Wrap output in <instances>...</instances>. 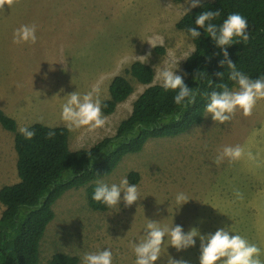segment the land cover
<instances>
[{
    "label": "rangeland",
    "instance_id": "374dc122",
    "mask_svg": "<svg viewBox=\"0 0 264 264\" xmlns=\"http://www.w3.org/2000/svg\"><path fill=\"white\" fill-rule=\"evenodd\" d=\"M207 1L214 0H200V4ZM186 7L185 2L175 0H0V34L5 25H40L36 26V43L0 45V73L11 69L25 77H53L56 92L34 105L39 110L34 121L65 125L60 116L62 95L74 91L82 95L101 86L99 95L104 101L110 96L112 80L135 62L154 69L179 61L177 74L183 76L184 63L194 52L189 47L193 42L177 28ZM65 25L76 28L75 41L66 48H51L54 42L45 38L55 37L53 31L63 29L56 27ZM156 36L161 39H154ZM146 54L147 62L137 58ZM51 55L54 58L49 59ZM22 58L32 62H21ZM127 78L134 93L114 114H103L105 126L91 132L69 129L72 150L89 149L116 135L119 124L131 115L134 102L148 88L131 75ZM153 84L160 83L155 78ZM59 89H63L61 95ZM0 128L13 135L1 124ZM227 145H241L245 155L238 161L217 164L218 152ZM249 151L254 160L248 159ZM133 172L140 175L139 200L128 207L121 203L118 212L92 210L85 188L63 196L54 206L56 217L40 245L41 263L48 264L57 253L80 258L85 252L109 248L113 264H135L133 244L142 239L147 219L159 222L162 228L181 225L185 232L196 227L201 234L232 225L234 232L261 248L264 259V99L257 101L247 117L236 112L223 125L205 117L201 125L183 135L149 140L142 152L127 155L113 174L99 182L118 184L124 176L129 180ZM18 180L14 171L0 177V187ZM237 190L242 199L236 198ZM178 192L185 193L189 201L177 213L174 198ZM2 213L0 206V217ZM169 255L199 264V240L195 247L179 253L163 243L156 264H167Z\"/></svg>",
    "mask_w": 264,
    "mask_h": 264
},
{
    "label": "trees",
    "instance_id": "16d2710c",
    "mask_svg": "<svg viewBox=\"0 0 264 264\" xmlns=\"http://www.w3.org/2000/svg\"><path fill=\"white\" fill-rule=\"evenodd\" d=\"M217 9L221 15L216 23L231 13L241 14L248 22L249 40L228 48L229 59L252 79L264 76V0L207 1L185 14L177 28L186 34L188 27L195 26L199 13ZM192 42L195 50L184 63L183 77L190 89L199 90L196 102L178 108L173 102L174 92H165L160 84H153L154 69L135 62L124 75L112 80L110 96L102 101V114H114L134 93L127 75L148 88L134 102L131 115L119 124L116 135L104 138L89 149L72 150L70 130L65 126L36 123L30 126L35 135L25 139L18 131L17 121L0 109V124L14 134L19 177L17 183L0 189V204L4 206L0 217V264H42L40 245L56 217L54 206L63 196L85 188L92 210L109 211L92 199L97 182L113 174L127 155L142 152L149 140L178 137L205 121L208 94L219 91L220 83H227L230 88L233 85L227 78V66H220L223 59L220 50L203 30L201 37ZM222 72L224 77L220 80L216 74ZM49 130L55 132L51 138L47 136ZM129 180L137 185L139 173H131ZM48 264H80V258L57 253Z\"/></svg>",
    "mask_w": 264,
    "mask_h": 264
},
{
    "label": "clouds",
    "instance_id": "9594fccd",
    "mask_svg": "<svg viewBox=\"0 0 264 264\" xmlns=\"http://www.w3.org/2000/svg\"><path fill=\"white\" fill-rule=\"evenodd\" d=\"M184 2L188 5L184 8L185 14L200 7V0H184ZM220 15L218 9L202 11L195 18V26L187 28L186 37L188 41H195L201 37V30H203L204 35L206 34L211 39L214 47L219 49L223 56L220 66L223 68L225 65L227 66V78L233 86L230 88L227 83H220V90H214L208 94V102L204 107V111L207 113L206 118L210 117L214 124L223 125L230 121L236 112H240L245 117L251 115L257 101L264 99V76L252 79L229 59L228 48L233 44H243L249 40L246 18L239 13H231L220 23H216L215 21ZM36 31L35 24L21 25L13 31L12 43L34 44L37 41ZM154 39L161 38L156 36ZM149 45L154 48L153 45ZM189 47L193 51L195 50L194 44L190 43ZM148 55L136 57L147 62ZM178 62L171 61L154 66L155 78L165 92L175 93L173 102L178 108H186L196 102L199 90L190 89L184 83V77L177 74L179 71ZM216 75L220 80H223L224 72ZM63 99L60 116L70 130L86 128L91 132L105 126L106 117L101 111L102 100L98 89L93 88L82 95L74 91L65 95ZM18 131L25 139L29 140L35 135V131L28 126H21ZM54 135L53 130H49L47 133L49 138ZM244 155L245 150L241 145H227L218 152L215 162L217 164L224 160L234 162L240 160ZM246 155L249 160L255 159L250 151ZM235 196L237 199L243 198L239 190L235 192ZM92 199L106 208L118 212L121 203L128 207L137 202L139 193L137 185L130 184L127 176H124L118 184L97 182ZM174 199L177 213L189 201L183 192H178ZM147 221L142 239L133 244L135 264H156L160 259L161 245L165 242L179 253L195 247L197 240H199V264H264L261 248L243 235L234 232L232 225L217 228L212 233L201 234L196 227L185 232L181 225L173 226L172 224L171 228H162L157 221L148 219ZM168 257L167 264H189L183 258L177 259L171 255ZM80 264H113L112 250L104 248L95 252H85L80 257Z\"/></svg>",
    "mask_w": 264,
    "mask_h": 264
},
{
    "label": "crops",
    "instance_id": "0c3cea01",
    "mask_svg": "<svg viewBox=\"0 0 264 264\" xmlns=\"http://www.w3.org/2000/svg\"><path fill=\"white\" fill-rule=\"evenodd\" d=\"M35 25L40 26L39 24ZM5 26L6 27L4 31L0 34V45L12 46L13 31L19 28L20 24H10ZM56 28L63 29L53 31L55 37L49 39L45 38V40L47 41L54 42V44H51V48H66L65 45L73 43L75 41L77 32L76 28L71 29L69 25L58 26ZM6 39H8V41L5 45L4 42L6 41ZM11 58H13V56H11ZM52 58L54 57L51 55L49 59ZM17 60L18 57L15 58V61ZM21 62H32V60H24L22 58ZM52 78L53 77L49 75H32L25 77L22 75L21 71L12 72L11 69H9L7 73H0V109L3 110L8 116L14 118L18 123V127H30L36 123H41L49 127H67L66 125L59 124V121H55L53 124H46L43 123L44 121L41 122V120L34 121V119L36 118L35 114L39 111L37 109H33L34 105L39 102L44 103L45 100L52 98L54 92H56V90L54 89L55 87L53 80H51ZM50 80L52 82L51 85L50 83L47 84V81ZM97 88L98 87H96V89ZM100 89L101 86L98 88V90ZM59 93L61 95L60 89ZM62 96L64 97V95ZM14 149V134L9 135L0 128V177L10 176V174L12 175L14 171H17L18 155L15 153L16 151ZM1 188L2 187H0V189ZM0 206L2 210H4V206L1 204Z\"/></svg>",
    "mask_w": 264,
    "mask_h": 264
}]
</instances>
